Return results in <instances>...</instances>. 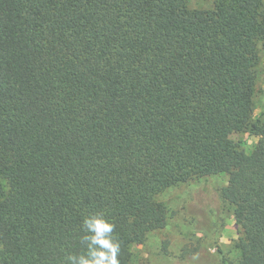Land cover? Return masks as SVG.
<instances>
[{"label": "trees", "instance_id": "trees-1", "mask_svg": "<svg viewBox=\"0 0 264 264\" xmlns=\"http://www.w3.org/2000/svg\"><path fill=\"white\" fill-rule=\"evenodd\" d=\"M262 40L264 0H0V264H72L98 211L132 264L159 195L219 173L237 264H264ZM249 129L251 151L228 145Z\"/></svg>", "mask_w": 264, "mask_h": 264}, {"label": "rangeland", "instance_id": "rangeland-1", "mask_svg": "<svg viewBox=\"0 0 264 264\" xmlns=\"http://www.w3.org/2000/svg\"><path fill=\"white\" fill-rule=\"evenodd\" d=\"M219 0H188L191 9L211 10ZM238 1V0H228ZM254 94L253 120L264 122V40L259 43V61ZM259 136L250 129L231 132L228 145L251 151ZM229 175L219 173L194 177L159 195L169 209L165 228L148 234L144 243L131 245L132 264H237L239 227L234 207L222 196Z\"/></svg>", "mask_w": 264, "mask_h": 264}, {"label": "clouds", "instance_id": "clouds-1", "mask_svg": "<svg viewBox=\"0 0 264 264\" xmlns=\"http://www.w3.org/2000/svg\"><path fill=\"white\" fill-rule=\"evenodd\" d=\"M115 227L103 211L86 216L83 221L85 235L81 237L85 250L80 254L67 255L65 261L72 264H121V242Z\"/></svg>", "mask_w": 264, "mask_h": 264}]
</instances>
